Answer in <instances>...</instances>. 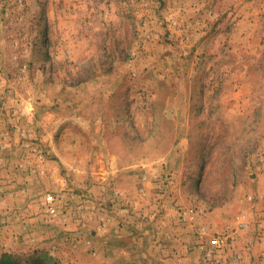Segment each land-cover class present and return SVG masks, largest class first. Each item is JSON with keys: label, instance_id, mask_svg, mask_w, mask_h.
Returning a JSON list of instances; mask_svg holds the SVG:
<instances>
[{"label": "rangeland", "instance_id": "rangeland-1", "mask_svg": "<svg viewBox=\"0 0 264 264\" xmlns=\"http://www.w3.org/2000/svg\"><path fill=\"white\" fill-rule=\"evenodd\" d=\"M263 240L264 0H0V260L264 264Z\"/></svg>", "mask_w": 264, "mask_h": 264}, {"label": "crops", "instance_id": "crops-1", "mask_svg": "<svg viewBox=\"0 0 264 264\" xmlns=\"http://www.w3.org/2000/svg\"><path fill=\"white\" fill-rule=\"evenodd\" d=\"M147 232V231H146ZM145 232V233H146ZM258 249H263L264 248V240L261 244H258ZM177 248V246H176ZM179 251V249H177ZM147 251H144V254H146ZM163 252V256L158 254V256H156L155 258H158L157 261L155 262V264L160 263V264H165V263H169V264H179L178 262L180 260L176 259L175 256L173 255V252L168 253L169 255L165 254L166 251H162ZM151 262L150 260H147V263Z\"/></svg>", "mask_w": 264, "mask_h": 264}, {"label": "built area", "instance_id": "built-area-1", "mask_svg": "<svg viewBox=\"0 0 264 264\" xmlns=\"http://www.w3.org/2000/svg\"><path fill=\"white\" fill-rule=\"evenodd\" d=\"M46 201L50 204H52L54 201H55V196L53 194H48L46 196ZM221 239L220 238H214L212 241H211V244L215 247H219V246H222V243H221Z\"/></svg>", "mask_w": 264, "mask_h": 264}, {"label": "trees", "instance_id": "trees-1", "mask_svg": "<svg viewBox=\"0 0 264 264\" xmlns=\"http://www.w3.org/2000/svg\"><path fill=\"white\" fill-rule=\"evenodd\" d=\"M0 264H5L3 259L0 260Z\"/></svg>", "mask_w": 264, "mask_h": 264}]
</instances>
